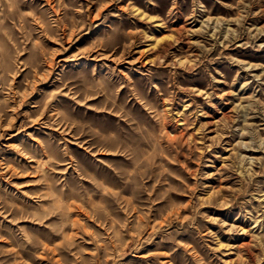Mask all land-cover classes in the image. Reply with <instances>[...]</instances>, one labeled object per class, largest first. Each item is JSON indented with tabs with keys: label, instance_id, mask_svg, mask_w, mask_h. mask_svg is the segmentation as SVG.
<instances>
[{
	"label": "rangeland",
	"instance_id": "1",
	"mask_svg": "<svg viewBox=\"0 0 264 264\" xmlns=\"http://www.w3.org/2000/svg\"><path fill=\"white\" fill-rule=\"evenodd\" d=\"M0 264H264V0H0Z\"/></svg>",
	"mask_w": 264,
	"mask_h": 264
}]
</instances>
